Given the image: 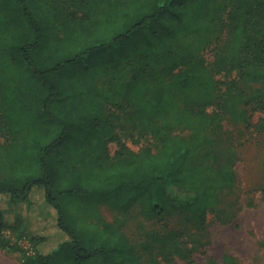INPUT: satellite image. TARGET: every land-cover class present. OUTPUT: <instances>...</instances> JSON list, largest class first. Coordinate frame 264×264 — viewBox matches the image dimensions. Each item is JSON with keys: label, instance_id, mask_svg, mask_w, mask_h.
I'll list each match as a JSON object with an SVG mask.
<instances>
[{"label": "trees", "instance_id": "trees-1", "mask_svg": "<svg viewBox=\"0 0 264 264\" xmlns=\"http://www.w3.org/2000/svg\"><path fill=\"white\" fill-rule=\"evenodd\" d=\"M33 1L52 4L59 25L69 26L74 20L76 28H85L86 21L77 20L80 15L82 18H96V25L90 29L98 30L103 26L98 19L99 13L102 11L116 13V10L122 9L121 5L127 6L131 0ZM139 1L146 6L136 14L124 30L109 38L108 48L115 46L120 40L123 41L133 32H144L156 21L161 22L162 15L166 13L168 14L166 21L173 22V26H178L174 20L182 21L181 30L177 32L172 30L162 48H148L150 51L140 48L128 56H119L115 61L107 63L115 65L123 61L131 62L135 56H138L140 62L128 82L126 93L135 94L136 99L139 94L144 93L137 107L145 117L152 119L155 116L165 115V119H160L162 124L157 125V130L165 135L162 146L158 151L150 149L141 152L129 151L119 154L116 158L107 155L106 162L102 165L81 171L77 167H72V159L79 156L78 152L89 151L87 149L89 145L100 147L101 154L105 152L107 141L114 138L112 115L115 112L109 117L89 116L66 120L56 117L58 131L50 135L48 140L40 143V148L35 154L36 159L32 162L28 155L23 156V159L21 154L18 160L13 157V162L15 161L17 168L20 169L15 170L11 178L0 179V194L16 200H25L30 196L33 188H42L43 200L46 199L56 210L58 227L69 236V239L62 241L53 252L43 253L37 250V244L44 241L45 236L29 235L36 248V254L25 260L21 259L22 264H107L105 255L107 248L101 241L99 232H92L89 228L81 231L82 228L78 227L68 214L66 198L78 200V214L80 218L83 217L81 206L85 205L84 195H89V198L104 197L113 208L120 210V217H117L120 222L127 221L128 215L131 214L129 207L132 203L140 205L147 216L156 217L159 221H169L173 213L184 219L194 218L198 231L203 233L202 239L194 245L182 247L185 230L169 228L166 224L164 229H153L144 243L140 244L142 255L150 253V257H146V260L153 258L156 264H164V261L155 255L153 249L154 245L161 244L159 248L166 256L165 261L172 264L174 252L188 257L193 252L201 251V246L211 244L210 235L207 233L206 215L207 211L215 209L217 204L218 187L215 183L222 181L233 190L238 186L232 168L215 162L203 165L196 161L202 146L199 141L172 134L176 126L195 127L200 122H209L207 108L221 97L222 91V87L219 86L221 79L216 80L209 76L204 65H202L203 74L199 69H192L193 66L197 67L201 64L198 63L200 61L198 55L190 53L191 51L184 53L176 51L173 44L182 33L204 32L208 38L203 42L213 47L216 71L224 74V82L227 84L222 96L230 93V88L233 84H237L238 80H255L261 83L255 94V98L260 99L264 97V0ZM0 6V9H5L4 13H0V26L6 22V28L7 25L10 27L11 20H14V29L7 28L5 39L9 38L8 31H12L15 37L20 38V44L14 46V50L0 55V77L11 78L12 75L9 73L19 70L25 78L22 82L40 87L44 92L37 103L39 106L36 104V112L42 113L44 117L53 116L58 106L54 98V90L58 88L53 82L57 70L56 68L47 71L38 70L31 60L32 53H29L31 50L34 52L39 49L40 46V36L36 37L37 32L34 30L36 23L28 22L25 18L27 15L33 16L31 11L35 5L31 0H0ZM137 9L139 10L140 7ZM9 13L15 16L10 17ZM228 28L232 31L231 34L226 32ZM1 47L2 44L0 50ZM189 47L188 45L186 49ZM93 48L91 47V51ZM89 49L58 61L59 67L65 69L66 65L72 63L73 58L75 64L89 54ZM117 49L120 48L117 46ZM162 53L170 59L165 69L156 66L158 57ZM24 61L30 64L25 70L22 69ZM189 66L190 69L187 70ZM233 72H236V76L231 78ZM158 78L168 80L162 90L164 96L162 102H160L162 97L155 96L151 91L153 81ZM140 83L145 85L144 91H138L137 85ZM93 103L90 98H86L80 109L85 108L91 112L101 109L102 103L92 105ZM111 104L121 107L122 102L113 97ZM230 107L236 108L235 105ZM37 113H28L27 118L33 117L32 122L28 123L29 127H37V119L39 121ZM18 117L15 115L16 119L13 122L19 120V124L26 127V122ZM9 125L10 128L15 126L8 124L6 128H9ZM26 141L24 137V141L20 139L18 144L26 145ZM101 154L98 153V157ZM220 155L218 151L214 161L219 162ZM10 159L12 160L11 156ZM117 210L114 211L119 214ZM1 217L0 211V247L5 250L14 249L15 247L11 246L10 241L4 236V229L6 227L12 229L17 236L27 235L28 232L15 224L6 223ZM232 218L233 214H228L224 220L230 221ZM65 245L67 251L63 254L61 252ZM148 247L153 250H144ZM224 260L228 263L232 262L229 255L225 256ZM210 264L218 263L211 260Z\"/></svg>", "mask_w": 264, "mask_h": 264}, {"label": "rangeland", "instance_id": "rangeland-1", "mask_svg": "<svg viewBox=\"0 0 264 264\" xmlns=\"http://www.w3.org/2000/svg\"><path fill=\"white\" fill-rule=\"evenodd\" d=\"M31 3L35 5L31 11L33 16L27 15L25 18L28 22L37 24H34V30L37 32L36 37L40 36V46L34 52L29 51L30 54L32 53L30 58L38 70L47 71L56 68L57 76L53 82L58 88L54 90V98L58 106L56 113L53 114L54 118L51 115L44 117L42 113L36 112V107L39 106L37 103L44 95L40 87L22 82L25 78L19 70L9 73L12 75L11 78L0 77V179L11 178L15 170L20 169L17 168V163L13 162V157L18 160L21 154L22 158L28 155L32 162L36 159L35 154L40 148V143L42 144L50 138V135L58 131L57 121L60 118L66 120L89 116L109 117L115 112L112 115L114 138L107 141L105 152L101 154L100 147L89 145L87 147L89 151L78 152L79 156L72 159V167H77L81 171L102 165L106 162L107 155L116 158L119 154L129 151L141 152L147 149L158 151L165 135L157 130V125L162 124L160 119H165V115L155 116L152 119L145 117L137 107L144 93L139 94L137 99L135 94L126 93L128 82L140 62L138 56L134 57L136 61L132 59L131 62L123 61L115 65L107 62H113L119 56H128L140 48L142 50L152 47L162 48L172 30L175 32L181 30L182 21L174 20L178 26H173V22L166 21L168 17L166 13L162 15L161 22L156 21L144 32H133L123 41L116 42L120 49H117L116 45L108 48L109 38L124 30L146 5L139 0H131L127 6L121 5L122 9L116 10V13L102 11L98 19L105 28L102 29V26L98 30H91L90 27L96 25L94 17L89 19L78 15L77 20L86 21L85 28H76L74 20L69 26L59 25L52 4L37 3L33 0ZM4 12L5 9H0V13ZM11 15L12 13H9L8 16ZM11 22L10 27L7 25V28L14 29V20ZM7 28L6 22L0 26V45L2 44L3 47L0 55H5L14 50V46L20 44V38L15 37L12 31H8L9 38L5 39ZM226 32L232 33L230 28ZM210 35L212 36V33ZM206 38L208 37L201 31L182 33L173 45L176 51L183 53L191 51L190 53L198 55L200 59L198 63L201 64L197 67L193 66L192 69H199L203 74L202 65H204L209 76L216 80L221 79L219 84L222 87L221 97L207 108L209 122H200L195 127L176 126L172 134L199 141L202 146L196 161L203 165L215 162L232 168L238 186L233 190L222 181L215 183L218 187L217 204L215 209H209L206 215L207 233L210 235L211 244L201 246V251L193 252L188 257L174 252L171 263L210 264L213 260L218 264H264V97L255 98L261 83L255 80H238L239 82L230 88V93L222 96L227 84L224 82V74L216 71L215 51L212 46L203 42ZM188 45L190 47L186 49ZM91 47H94V51H91ZM87 49L89 54L83 55L84 57L75 64L73 58L72 63L66 65L65 69L59 67L58 61ZM164 54L162 53L158 57L159 61L156 62L159 69H165L170 61ZM29 65L24 61L22 69L25 70ZM189 69L190 66L187 67V70ZM235 76L236 72H233L231 78ZM161 78L153 81L151 90L155 96L162 97L160 102L164 100L162 90L168 83V80ZM144 86L143 83L138 84V91H144ZM113 97L122 102L121 107L111 104ZM86 98L94 101L92 105L102 103L101 109L92 112L85 108L80 109ZM231 105H235L236 108L230 107ZM30 112L37 113L39 118L37 127L28 126L33 120L32 116L30 119L27 118ZM15 115L26 122V127L19 124V120L13 122L16 119ZM8 124L15 126L10 128L9 125V128H6ZM24 137L27 140L26 145H19L20 139L23 142ZM13 141L16 143H11ZM8 144H10L12 160L9 156ZM218 151L221 155L219 162H216L214 158ZM98 153L101 156L98 157ZM42 196L44 197L43 189L39 187L33 188L30 196L25 200H16L0 194L1 220L3 218V221L16 222L19 228L28 232V237L34 234L45 236V240L37 244V250L49 248L48 253H50L62 241L68 240L69 236L58 227L56 210L46 199L43 200ZM91 198L94 199L90 200ZM65 201L71 220L82 228L81 231L89 228L92 232H99L100 239L107 248L105 254L107 264H156L153 258L145 259L150 257V253L142 255L140 244L144 243L153 229H164V224L169 228L185 230L182 247L194 245L203 237V233L197 229L194 218L184 219L175 213L170 216L169 221H159L156 217L147 216L140 205L132 203L129 207L131 214L128 215L127 221L120 222L117 218L120 217V210L113 208L104 197L89 198V195H84L85 205L81 206L83 217L80 218L78 200L66 198ZM228 214H233V218L225 221L224 218ZM4 231L10 232L7 238L10 243L13 238L20 237L7 227ZM159 246L153 247L155 255L163 260L164 264H169L165 261L166 256ZM14 249L19 251L22 257L21 250L18 247ZM150 249L153 250L149 247L144 250ZM0 250L10 253L9 250L1 248ZM66 251L65 245L61 253L65 254ZM227 255L231 256V263L224 260ZM21 259L23 260V257Z\"/></svg>", "mask_w": 264, "mask_h": 264}, {"label": "built area", "instance_id": "built-area-1", "mask_svg": "<svg viewBox=\"0 0 264 264\" xmlns=\"http://www.w3.org/2000/svg\"><path fill=\"white\" fill-rule=\"evenodd\" d=\"M3 234L6 238L10 236V232L8 231H4ZM10 245H15L16 248L18 247L21 250V252L23 253V260L36 254V248L27 235L13 238V241L10 243Z\"/></svg>", "mask_w": 264, "mask_h": 264}, {"label": "crops", "instance_id": "crops-1", "mask_svg": "<svg viewBox=\"0 0 264 264\" xmlns=\"http://www.w3.org/2000/svg\"><path fill=\"white\" fill-rule=\"evenodd\" d=\"M6 223L16 224V222H11L10 220H4ZM10 230V229H9ZM1 248V247H0ZM3 249V248H1ZM49 248H45L41 252L48 253ZM5 250V249H4ZM10 253H4L0 250V264H22L21 255L18 253L19 251L15 249L9 250Z\"/></svg>", "mask_w": 264, "mask_h": 264}]
</instances>
